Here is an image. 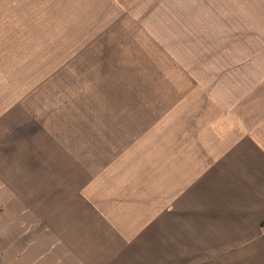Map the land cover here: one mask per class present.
Segmentation results:
<instances>
[{
    "label": "crops",
    "instance_id": "obj_1",
    "mask_svg": "<svg viewBox=\"0 0 264 264\" xmlns=\"http://www.w3.org/2000/svg\"><path fill=\"white\" fill-rule=\"evenodd\" d=\"M179 69L165 108L149 84L129 87L112 133L88 145L94 171L84 191L71 181L69 210L52 189L45 203L44 150L0 162V264H206L205 250L264 233V81L230 104Z\"/></svg>",
    "mask_w": 264,
    "mask_h": 264
},
{
    "label": "rangeland",
    "instance_id": "obj_2",
    "mask_svg": "<svg viewBox=\"0 0 264 264\" xmlns=\"http://www.w3.org/2000/svg\"><path fill=\"white\" fill-rule=\"evenodd\" d=\"M182 65L225 103L253 93L264 81V0H0L1 164L24 167L44 150L45 203L54 208L52 189L69 210L71 181L84 191L94 171L88 145L96 130L112 133L129 87L149 84L165 108L168 79L186 81ZM248 235L200 261L264 264V233Z\"/></svg>",
    "mask_w": 264,
    "mask_h": 264
}]
</instances>
